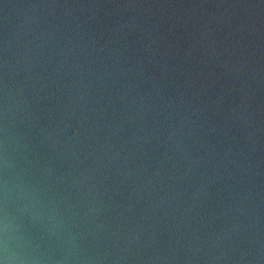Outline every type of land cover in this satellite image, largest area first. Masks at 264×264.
Segmentation results:
<instances>
[{
  "label": "water",
  "instance_id": "1",
  "mask_svg": "<svg viewBox=\"0 0 264 264\" xmlns=\"http://www.w3.org/2000/svg\"><path fill=\"white\" fill-rule=\"evenodd\" d=\"M0 264H264V0H0Z\"/></svg>",
  "mask_w": 264,
  "mask_h": 264
}]
</instances>
